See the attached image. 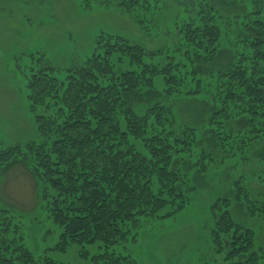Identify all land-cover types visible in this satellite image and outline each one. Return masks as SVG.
Here are the masks:
<instances>
[{"label": "trees", "instance_id": "obj_1", "mask_svg": "<svg viewBox=\"0 0 264 264\" xmlns=\"http://www.w3.org/2000/svg\"><path fill=\"white\" fill-rule=\"evenodd\" d=\"M209 2L179 9L169 51L148 52L102 32L83 63L63 74L44 65L39 53L18 66L40 142L7 147L0 163L22 165L41 185L56 231L51 251L74 247L86 256L85 249L96 248L102 252L91 256L93 264H135L119 252L140 223L170 217L189 203L178 165L193 157L200 133L229 156L264 142V0H242L245 12L230 23ZM120 5L148 30L146 12L161 10L156 0ZM226 39L229 63L206 74ZM208 93L212 110L200 131L179 126L169 101ZM198 157L201 169L212 160L203 152ZM246 181L233 184V199L264 221V200L251 197ZM256 181L264 191V170ZM229 206L222 198L211 209L216 253L222 264H260L252 228L235 222ZM13 222L0 208V264H61L19 243Z\"/></svg>", "mask_w": 264, "mask_h": 264}, {"label": "rangeland", "instance_id": "obj_2", "mask_svg": "<svg viewBox=\"0 0 264 264\" xmlns=\"http://www.w3.org/2000/svg\"><path fill=\"white\" fill-rule=\"evenodd\" d=\"M122 1L89 0L85 4V0H0V151L40 142L35 116L22 87L24 69L18 68L24 66L28 54H42L44 65L63 74L83 63L93 51L96 35L102 32L140 44L148 52L169 51L176 44L172 35L179 9H192L199 0H156L161 10L146 12L144 19L152 26L150 30L132 19L120 5ZM209 1L229 23L245 12L242 0ZM226 43L227 39L220 58L205 66L206 74L229 63ZM210 99V93L199 99L176 98L169 101V106L179 126L200 131L212 110ZM231 128L236 130L234 125ZM200 134L193 157L178 165L190 190L189 203L170 217L140 223L135 239L119 252L128 253L135 264H222L210 234L214 228L211 209L222 198L230 199L233 220L252 228V251L261 255L260 264H264V221L249 217L244 206L233 199V184L244 177L251 197L264 200L263 187L256 181L264 170V142L229 156ZM199 152L212 159L206 161L203 169L196 165ZM40 188L22 165L6 169L0 163V208L14 220L17 241L32 254L51 257L56 263L93 264L91 256L101 254V249L87 248L90 253L86 256H79L74 247L66 253L51 251L56 244V231Z\"/></svg>", "mask_w": 264, "mask_h": 264}]
</instances>
